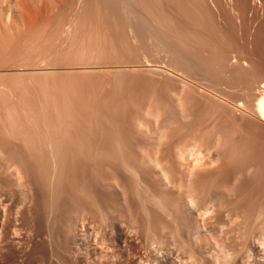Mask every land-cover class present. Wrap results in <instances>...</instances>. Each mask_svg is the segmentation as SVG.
I'll return each mask as SVG.
<instances>
[{"label": "rangeland", "instance_id": "obj_1", "mask_svg": "<svg viewBox=\"0 0 264 264\" xmlns=\"http://www.w3.org/2000/svg\"><path fill=\"white\" fill-rule=\"evenodd\" d=\"M50 1L41 10L31 2L38 9L29 6L27 14L49 16L54 29L57 16L70 17L73 5L58 15L65 4L56 8ZM84 1L74 4L81 18ZM11 3L10 9L4 3L0 21L27 28L20 37L35 29L36 39L17 38L10 43L16 53L0 51V264H264V216L248 195L255 183L250 155L264 153V121L256 109L264 59L250 68L247 88H229L231 72L220 66L222 74L214 73L220 62L213 70L211 59V71L201 68L207 76L180 67L179 58L169 62L170 55L124 58L104 50L108 36L100 42L86 29L92 37L86 43L90 36L80 30L88 24L71 28L81 33L72 31L70 40H78L57 45L53 29L51 42L41 38L37 31L48 25L32 29L40 20L28 16L33 24L24 25ZM263 7L264 0H247L248 19L259 18L254 25L264 21ZM209 46L203 49L213 50ZM46 136L56 146L50 148Z\"/></svg>", "mask_w": 264, "mask_h": 264}, {"label": "bare ground", "instance_id": "obj_2", "mask_svg": "<svg viewBox=\"0 0 264 264\" xmlns=\"http://www.w3.org/2000/svg\"><path fill=\"white\" fill-rule=\"evenodd\" d=\"M7 1H10V3L14 1V4L17 5L16 7L18 9L15 12L18 13L20 21H21V23H24V25H26V24L29 25L28 23L33 24L32 19H31V21H29L28 17H31V18L34 17L33 21H35L38 18L37 16L39 14H41V12L39 10H41L46 5H47L46 7H49V6H52L51 4H53L52 1H50V0H49L50 5H48L49 1L47 3L46 0H0V4L4 5V6H2V5L0 6V12L3 10H4V12H6L4 9L6 4H4V3L8 4ZM56 1L55 0L53 1L54 6L56 5V8H59L57 6L59 3H60L59 6H61V4H65V5H62V9H61V7L59 9H56L53 6L52 8L55 11L54 13L56 14L54 16H57L56 10H60V11H57L58 15H59V13L61 14L63 12L64 7H66V8L70 7L71 8V6L73 5L71 10H70L71 16H72V12L77 11V9L79 8L78 7L76 9L77 6L75 7V5H74L76 0L75 1L74 0H66L68 2H66V1L64 2V0H63L64 3H62L61 0H56ZM223 1L224 0H88V4H87V1L86 2L84 1L85 2L84 4H87V5H84V8H85L84 10L82 9V11L86 12V14H87V15L85 14L86 17L82 16V18H81V14L83 13V12L80 13L81 10L77 11V12H79V14L76 12L77 15H75L74 18H73L74 15L72 17L70 16L71 18L70 17H63L62 15H60L61 17L57 16L58 19L56 20L57 22L55 21L56 24H54L55 22L53 23V21H52L53 25H55V27H56L55 28L53 26L54 27V29H53V28H50V27H52L51 26L52 24L50 21L53 19L52 18L50 19L49 16L48 17L46 16L47 19H46V17L44 18L42 16V19L40 20V18H41V15H40V18H38L40 21L39 20H38L39 22L35 21L38 23H36V24L34 23L32 25V27L35 25L36 27L41 26L40 28H42V27H44V25L45 26L48 25V28H46V27L45 28L48 29L47 30L48 32L49 31L51 32V30L53 29L52 30V31H54L53 39H55L54 35H56L57 37L55 40H58V43H56L57 45H59V40L62 41L63 43L67 39L70 40V36H71L72 31L74 33L76 32V34L79 33L80 31H82V35H83L84 30L86 31V29L87 30L90 29L91 32H88V33H90V35L93 36V38L97 37L96 38L97 40L100 37V35L101 36H108V38L104 37L105 40L110 39V42L106 40L108 43L105 41L107 43V45L105 44L104 50H107V48L109 50V48H110L112 50H109V52H112L113 54H118L121 56L123 55L122 57H124V58L126 57L125 55H133V54L134 55H138V54L142 55V53H143V55L145 54L148 56L153 55V54L154 55L155 54H157V55L163 54V55H168V56L170 55V58L172 56V58L174 60H177V58L180 59V62L183 60L184 63H183V61L181 63H183L185 65L181 66L180 62L178 65L182 68L185 66H188L186 69L191 68V69L195 70V72L193 70L191 71V69L189 70L195 74L197 72H200V73L204 72L205 74L207 73L205 71L209 72V70H210V67H209L210 62L209 61L211 59H213V60H211V62L214 64V66H213V64H211V66H213V68H211V69L214 70L215 65H218L219 64L218 62L221 63V65H218V67H216L217 71L214 70V73L216 72V75L222 74V73H218V72H220L219 70L221 68H222L221 69L222 71L225 70V72H227V71L231 72L229 74H232V75H229V77H230L229 79L226 80V78H228V77L224 78L226 80L227 86L228 85L229 86H235V85L238 86L239 85V87H241L240 85H242V87L245 86L247 88V86L250 85V81L247 79L246 75H248L249 72L252 71V70H250V68H252V67L255 68L261 64L258 62V59L256 61V58H259V61L264 59V21L260 20L261 23H259L258 25H254V24H256V21L258 23L259 18H258V20H256L257 19L256 17L254 19H250V18L248 19L247 16L249 14L246 15L247 0H243V5L241 4V6H239V7L235 6V5L228 6V5H230V3H228L229 1L228 2L224 1L225 3L227 2L228 4H225ZM31 2H34V3L37 2L38 4H36V5H39L38 7H40V5H41V8L38 10V12H40L39 14H37L38 13L37 11H34L36 13L37 18H35L34 14H32V16H31L30 12H29L30 16H28V14H27L29 8L34 5L33 4L31 6ZM79 2H80V0H79ZM79 2H77L78 4L76 3L78 6H80ZM66 4H69V7H67L68 5H66ZM8 5L6 6V8L13 6L12 3L9 6ZM46 7H45V9H46ZM73 7H75L76 10ZM82 7L83 6H81V8ZM33 8H37V7L33 6ZM37 9H35V10H37ZM49 9L47 8L46 10H49ZM53 9H50L49 11H51V10L53 11ZM72 9H74V10H72ZM8 10H7V12H8ZM43 10H42V12H43ZM46 10H44V11H46ZM65 10H66V12L69 11V9H65ZM261 12H262V10H261ZM54 13L52 12V16ZM255 13L256 12H254V14ZM62 14L64 15V13H62ZM68 14L69 13H67L65 15L69 16ZM43 15L45 16L46 14L44 13ZM47 15H48V13H47ZM260 15H262V14L260 13ZM263 15H264V13H263ZM54 16H53V18H54ZM250 16H251V14H250ZM7 18H10L9 14H8ZM56 18H54V20ZM251 18H252V16H251ZM253 20H255L254 24L252 23ZM7 22H8V20H7ZM14 22H15V20L13 21L12 19H10V21L8 22V26L3 25L4 22H1L3 27L0 25V51L10 50L12 48L11 46H13V45H11L12 42L14 41L13 44H15L17 42V41H15L17 38H19L18 40L20 42V40H24V39L29 37V36L26 38L24 37V35L26 36L25 33L27 32L26 31L27 28L24 29V31H22L23 30L22 27H21L22 30H20V27L16 28L17 25L15 26L13 24ZM48 22H49V24H48ZM16 23H17V20H16ZM87 24L90 28L84 27L79 32L71 30V28H75L78 26L82 27L83 25L87 26ZM21 25H23V24H21ZM19 26H20V23H19ZM35 26L32 29H34ZM28 30H31V29H29V27H28ZM36 30H39V29L36 28ZM47 31H45V29L44 30L41 29V31H37V33L39 32V35H42L41 38H44V39L46 38V40L49 39L51 42L52 38L50 39V37H52V32H51V36H50V32L48 33ZM22 32H25L23 35L24 39H20V38H23V37H20L22 35ZM45 32H47V33H45ZM29 33H30L31 37L32 36L34 37L35 35L33 33H35V29L31 30ZM46 35H48L49 38ZM82 35H80V36L82 37ZM87 35H89V34L86 33L84 36H87ZM38 36H36V37H38ZM80 36H77V37H80ZM91 36L89 37V40H88V38L86 39L85 37H83L85 39H82L81 42L82 41L84 42V40H88L86 42V43H88L90 41V38L92 41ZM31 37H29V38H31ZM29 38H28V41H29ZM39 38H38L39 42L37 41V44L40 43ZM73 38L77 39L75 37H73ZM73 38H72V40H73ZM34 39H36V38L34 37ZM68 40L66 41L67 43L72 42V40H70L69 42H68ZM79 40H80V38H79ZM35 41L36 40H34L33 43ZM41 41H42V39H41ZM47 42H49V41H47ZM75 42H77V44H78L79 41H75ZM94 42H96V41H94ZM100 42H101V39H100ZM103 42L104 41H102V43ZM49 43L46 44L48 47L50 46ZM61 43H60V45H61ZM67 43H65V44H67ZM53 44L51 45L52 50H53V47H52ZM42 45H45V44H42ZM108 45H111V46H108ZM205 45H206V47L210 45L209 47L211 49L213 46L214 51L210 50V49L207 50L206 48L203 49L205 47ZM48 47L45 50H48ZM54 47H56V45H54ZM61 47H62V45H61ZM17 48L19 49V47H17ZM42 48H43L42 51H44V53H45L44 47H42ZM56 48H55V50H56ZM87 48L89 49V47H87ZM14 49L11 50V52L14 51ZM18 49H16V51L20 50V49L19 50ZM63 49H64V47H63ZM66 49H68V48H65L64 50H62L61 53L64 54V52H66ZM37 50L39 52H41V50L38 47H37ZM94 50H95V47L92 48V52L95 53ZM204 50L205 51L207 50L208 52L210 51L209 54L206 53ZM50 51L51 50H49V52ZM60 51H58V52L60 53ZM9 52L10 51H8L7 53H9ZM39 52H37V53H39ZM49 52H47V53H49ZM97 52H98V50H97ZM104 53H106V55H107V52L104 51ZM1 54L3 55L4 52ZM41 54H42V52L40 53V56L42 58L47 57V56H45L46 53L44 54V57ZM50 54L53 56L54 53L52 54V51H51ZM110 54L111 53H109V56H110ZM33 55H37V54H33ZM51 55H50V57H51ZM211 55H212V58H209V57H211ZM37 57H39V55ZM111 57H113V55H111ZM165 57L167 58V56H164V58ZM174 57H176V58H174ZM115 58H116V55H115ZM170 58L168 60L169 62L172 60V58L171 59ZM260 58H261V60H260ZM118 59H121V58H118ZM130 59L131 58H129V60ZM135 59L136 58H134L133 60H135ZM162 59H163V56H162ZM214 60H217L216 64H215L216 61L214 62ZM262 61H264V60H262ZM127 62H128V60H127ZM54 63L55 62L50 63V64L54 65ZM124 63H125V61H124ZM175 63H176V61H175ZM114 64H116V63H113L112 65H114ZM121 64H123V63H121ZM126 64L128 65V63H126ZM171 64H172V62H171ZM245 65H247L248 67L246 66V68H244ZM171 66H173V65H171ZM174 66H176V64ZM174 66L172 67L173 69H174ZM205 66H206V68L209 67L208 68L209 70L208 69H205V70L201 69L203 67L205 68ZM220 66H221V68H220ZM176 67H178V66H176ZM121 69H122L121 71L123 73L124 69L123 68H121ZM176 69H178V68H176ZM109 70H107V74H105V75H107V77L104 76V78L106 77V78H109V80H110L111 78L108 77V75H110ZM117 70H118V68H117ZM181 70L183 71L185 69H181ZM213 70H212V72H213ZM118 71H120V70H118ZM126 71H127V68H126ZM44 72H47V71H44ZM114 72L116 73L115 70H114ZM225 72H223V73H225ZM183 73H186V72H183ZM209 73H210V75H207V76H211V72H209ZM214 73H213V75H214ZM126 74H128V73H126ZM102 75H104V74H102ZM122 75L120 74L119 76H122ZM133 75H132V77H134ZM187 75H188V73H187ZM190 75H191V73H190ZM196 75H198V73ZM95 76H92V77L95 78ZM222 76H221V78L224 77V76L223 77ZM100 77H103V76H101V71H100ZM115 77H116V74H115ZM123 77L125 79V75H123ZM135 77L137 78L136 75H135ZM203 77H205V76L203 75ZM96 78H97V76H96ZM127 78H129V77H127ZM69 79H70V77H69ZM89 79H90V76H89ZM216 79H217V77H216ZM133 80H134V78H133ZM225 80L224 81L222 80V81L225 82ZM94 81H96V79ZM104 81H105V79H104ZM131 81H132V79H131ZM222 81H221V83H222ZM86 82H87V84L84 83L85 84L84 85L82 83V86L83 85L88 86L89 83H88V81H86ZM89 82H90V80H89ZM182 82H184V81H182ZM217 82L218 81H216V83ZM185 83H187V82L185 81ZM221 83H219V84H221ZM67 84L68 83H66V86H67ZM90 84H91V82H90ZM110 84H112V83H110ZM187 84H184V86H187ZM223 84H225V83H223ZM84 86H83V88H84ZM259 86L261 88V94L257 98L256 109H257V112H258L260 119H262L264 121V81H262ZM108 87H111V86L108 85ZM187 87H189V86H187ZM86 89H87V87H86ZM65 100H68V98ZM63 101H64V99L61 100V102H63ZM66 102H64V103H66ZM68 103H69V101H68ZM62 106H64V104H62ZM67 106H66V108H67ZM65 110L67 111V109H65ZM81 125H83V124H81ZM80 128H81V126H80ZM81 130H83V129L81 128ZM84 130L86 132V126L84 127ZM78 131H80V129H78ZM78 131H77V134L79 133ZM80 134L77 136H80ZM83 134L85 136V133H83ZM81 136H82V134H81ZM87 136H89V134ZM77 138L80 139V137H77ZM83 138L84 137L82 136L81 139L83 140ZM90 138H91V136H90ZM96 138H98V137H95V139ZM44 139H45V137H44ZM95 139H94V141H95ZM45 140L47 142L48 137ZM49 140H48V142H49L50 148H53V146H56V143H54V141L50 142ZM97 140L95 142L98 143L99 141H97ZM83 141H85V140H83ZM83 141H80L78 144H80ZM91 141H89V139H88L87 142L91 143ZM94 141H92L91 145L95 143ZM81 144H83V143H81ZM99 144H100V142L96 145H99ZM188 145L189 144L187 143V146ZM92 146H94V145H92ZM184 147H185V145L183 146V148ZM189 147H185V148L188 149ZM54 151H56V150H54ZM249 159H250L249 164L253 165L254 168L251 167V165L248 167L247 162L245 164L247 166L248 171H249V169H252V168L254 169L255 172L252 173V176L255 175V178H253V182H255V183H254V186L250 185L249 186L250 188L248 187L247 183H244V184H246L245 187H248L249 190H251V188H252V190L249 192L248 195H250V194L252 195V196L250 195L251 200L253 201L254 204H256L255 207L258 209V211L256 208L255 209L257 212H259L258 215L262 214V216H264L263 215L264 214V153L250 155ZM244 161H245V157H244ZM241 162L243 163V161H241ZM245 164L243 166H245ZM247 170H245V168H244V170L241 169V171H247ZM248 171H247V173H248ZM249 179H250V177H249ZM248 181H250V180H248ZM244 182H246V181L244 180ZM242 184H243V182H242ZM241 188H239V190ZM244 189H246V188H244ZM249 190L247 189L246 191H249ZM242 192L243 191H241V193ZM243 197H241V198H243ZM249 198L250 197H248V199ZM245 200H247V197ZM252 201H250V202H252ZM242 202H243V200L240 203H242ZM253 203H250V204H253ZM247 204L249 205V203H247ZM249 207H251V206H248V209H249ZM245 209H247V208H245ZM250 212L251 211H248L249 214H251ZM254 213H255L254 215L257 214L256 212H254ZM256 219L257 218H255V220Z\"/></svg>", "mask_w": 264, "mask_h": 264}]
</instances>
